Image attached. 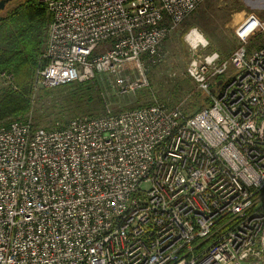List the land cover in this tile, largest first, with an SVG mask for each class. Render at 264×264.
<instances>
[{"label":"built area","instance_id":"2783aa9c","mask_svg":"<svg viewBox=\"0 0 264 264\" xmlns=\"http://www.w3.org/2000/svg\"><path fill=\"white\" fill-rule=\"evenodd\" d=\"M41 1L50 22L36 84L132 67L116 79L130 93L150 87L146 68L205 0ZM256 26L239 30L229 59L192 58L188 75L209 97L192 116L156 100L119 112L105 103L53 129L1 125L0 264H264V46L248 47Z\"/></svg>","mask_w":264,"mask_h":264},{"label":"rangeland","instance_id":"374dc122","mask_svg":"<svg viewBox=\"0 0 264 264\" xmlns=\"http://www.w3.org/2000/svg\"><path fill=\"white\" fill-rule=\"evenodd\" d=\"M15 2H9L6 9ZM5 10V9H4ZM256 26V34L248 42L249 50L264 46V0H205L186 20L179 25L163 42L162 58L146 68L145 73L150 87L135 92L122 93L117 83L118 75H135L132 67L121 68L118 74L99 72L86 81L82 92L88 97L80 100L70 95L77 88L65 84L63 88L45 87L36 84V70L32 77L35 86L32 110L20 119L31 122L35 128L53 129L67 125L74 117L96 116L105 111V103L114 112L150 104L156 100L169 106L179 105L190 109L194 98L206 92L188 75V67L196 54L220 53L223 59H229L238 47L239 30L251 25ZM260 24V27L258 25ZM197 29L207 41V46L195 51L189 43L188 34ZM233 70L230 66V72ZM15 78L7 73H0V93L14 87ZM79 90V88H78ZM81 92V91H80ZM74 94V93H73ZM207 105V104H206ZM2 122V124H7ZM11 120V121H12Z\"/></svg>","mask_w":264,"mask_h":264},{"label":"trees","instance_id":"16d2710c","mask_svg":"<svg viewBox=\"0 0 264 264\" xmlns=\"http://www.w3.org/2000/svg\"><path fill=\"white\" fill-rule=\"evenodd\" d=\"M13 6L0 11V73L11 74L16 85L0 93V126L2 122L20 119L32 110L35 70L46 65L42 58L50 14L41 0H13ZM11 3V2H10ZM86 82L69 83L77 88L70 95L80 100L86 96L83 90ZM65 85H62L63 88ZM79 88V90H78ZM81 91V92H80ZM88 100L90 96L87 94ZM209 103L207 94L194 98L190 109H183L186 116H192ZM8 122V123H9ZM51 129V128H50Z\"/></svg>","mask_w":264,"mask_h":264},{"label":"bare ground","instance_id":"6f19581e","mask_svg":"<svg viewBox=\"0 0 264 264\" xmlns=\"http://www.w3.org/2000/svg\"><path fill=\"white\" fill-rule=\"evenodd\" d=\"M188 39L193 43L206 41V38L198 30H193Z\"/></svg>","mask_w":264,"mask_h":264},{"label":"water","instance_id":"95a60500","mask_svg":"<svg viewBox=\"0 0 264 264\" xmlns=\"http://www.w3.org/2000/svg\"><path fill=\"white\" fill-rule=\"evenodd\" d=\"M13 0H0V11L4 10L9 2ZM221 83V80L218 82V84ZM214 90V89H213Z\"/></svg>","mask_w":264,"mask_h":264}]
</instances>
